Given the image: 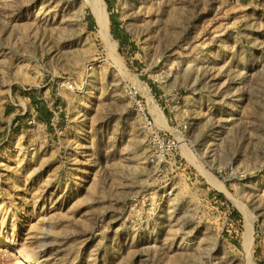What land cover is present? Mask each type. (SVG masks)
Returning a JSON list of instances; mask_svg holds the SVG:
<instances>
[{
	"label": "rangeland",
	"instance_id": "obj_1",
	"mask_svg": "<svg viewBox=\"0 0 264 264\" xmlns=\"http://www.w3.org/2000/svg\"><path fill=\"white\" fill-rule=\"evenodd\" d=\"M89 1L0 0V264H264V0Z\"/></svg>",
	"mask_w": 264,
	"mask_h": 264
},
{
	"label": "bare ground",
	"instance_id": "obj_2",
	"mask_svg": "<svg viewBox=\"0 0 264 264\" xmlns=\"http://www.w3.org/2000/svg\"><path fill=\"white\" fill-rule=\"evenodd\" d=\"M90 9L95 17L97 27L102 35V39L107 43V45L111 48V51L114 52L115 49V41L112 39V37L109 34L108 30V19H107V13L105 10V5L102 0H90L89 1ZM154 107H156V103L154 100H151ZM153 108V107H152ZM159 114V113H158ZM157 116V114H156ZM210 181L219 189L223 188L222 183L215 177L210 175ZM249 264V263H248Z\"/></svg>",
	"mask_w": 264,
	"mask_h": 264
},
{
	"label": "built area",
	"instance_id": "obj_3",
	"mask_svg": "<svg viewBox=\"0 0 264 264\" xmlns=\"http://www.w3.org/2000/svg\"><path fill=\"white\" fill-rule=\"evenodd\" d=\"M69 87H72L71 83L69 84ZM155 138H156V136H155ZM157 140H159V139L157 138Z\"/></svg>",
	"mask_w": 264,
	"mask_h": 264
}]
</instances>
